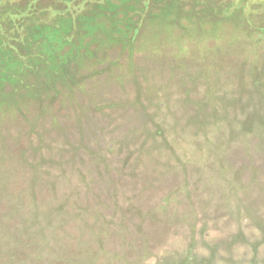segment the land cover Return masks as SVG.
<instances>
[{
    "label": "rangeland",
    "instance_id": "374dc122",
    "mask_svg": "<svg viewBox=\"0 0 264 264\" xmlns=\"http://www.w3.org/2000/svg\"><path fill=\"white\" fill-rule=\"evenodd\" d=\"M52 1L0 0V264H264V49L93 21L68 58Z\"/></svg>",
    "mask_w": 264,
    "mask_h": 264
},
{
    "label": "trees",
    "instance_id": "16d2710c",
    "mask_svg": "<svg viewBox=\"0 0 264 264\" xmlns=\"http://www.w3.org/2000/svg\"><path fill=\"white\" fill-rule=\"evenodd\" d=\"M49 5L48 10L57 16L58 27L66 24L67 30L57 32L56 37L59 51L72 45L73 55L68 58L97 49L91 42L87 47L81 44L93 33L89 29L90 33L85 32L82 25L93 21L122 27L125 40L118 43L120 49H130L148 26L171 35L176 30L178 39L193 37L200 41H215L228 27L237 45L244 43V52L264 49V0H53Z\"/></svg>",
    "mask_w": 264,
    "mask_h": 264
}]
</instances>
